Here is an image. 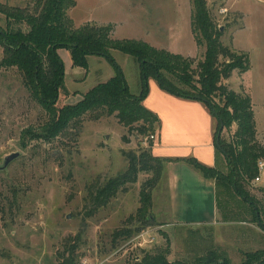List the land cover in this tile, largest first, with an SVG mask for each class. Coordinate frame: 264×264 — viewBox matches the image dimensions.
I'll use <instances>...</instances> for the list:
<instances>
[{
	"label": "rangeland",
	"instance_id": "374dc122",
	"mask_svg": "<svg viewBox=\"0 0 264 264\" xmlns=\"http://www.w3.org/2000/svg\"><path fill=\"white\" fill-rule=\"evenodd\" d=\"M1 1L20 6L33 3ZM206 2L222 27L220 42L248 55L249 70L243 74L233 70L223 82L236 92H242L243 85L254 99L257 137L264 143V0ZM191 12L192 0H75L68 15L75 27L85 22L112 23L113 39L145 40L156 48L192 57L194 67L203 59L204 45L197 44L191 33ZM2 18L0 13V22ZM110 55L130 91L138 93L135 58L117 49H111ZM64 73L68 94H61L59 104L77 102L81 94L115 71L105 57L89 55L86 68L67 64ZM44 119V110L26 90L22 74L15 67L1 65L0 164L11 152L19 156L0 170V264H60L62 259L70 264H138L144 253L166 245L170 246L168 260L239 264L243 252L264 248V170L257 182L243 184L261 210V225L249 203L234 194L237 178L224 158V166L216 169L219 212L215 222L192 226L161 221L168 201L153 187L148 188L151 222L132 221L130 225L127 218L140 206L139 193L151 172H139L136 182L119 187L106 204L95 201L94 191L127 168L124 154L150 150L149 137L127 133L114 116L96 121L86 116L76 140H66L63 148L35 140L21 148L23 130L40 131ZM222 131V141L232 146L234 124ZM123 134L128 142H123ZM118 227H128L132 236L112 239Z\"/></svg>",
	"mask_w": 264,
	"mask_h": 264
},
{
	"label": "trees",
	"instance_id": "16d2710c",
	"mask_svg": "<svg viewBox=\"0 0 264 264\" xmlns=\"http://www.w3.org/2000/svg\"><path fill=\"white\" fill-rule=\"evenodd\" d=\"M75 0H33L23 6L9 5L0 0V45L3 55L0 66L15 67L22 74V83L30 95L41 105L45 113L40 131L25 129L21 133V148L31 141L58 143L75 141L86 116L97 120L101 116H114L118 123L133 135L149 136L154 134L159 118L143 105V99L149 91L148 80L153 78L157 85L171 95L188 100L202 102L216 120L214 146L223 158L232 166L237 178L233 192L252 207L257 224L261 225V210L256 200L246 193L243 184H249L257 177V160L264 159V143L257 137L252 102L242 90L236 92L223 80L233 70L243 73L249 69L248 55L242 51H233L220 42L221 31L206 0H192L190 29L197 44L204 45L203 59L192 67L193 58L164 48H156L145 40L113 39L114 24L85 22L78 27L68 15ZM65 48L71 58V65L87 67L89 55L105 57L113 66L115 73L103 82H98L82 94L75 103L59 104L61 94L67 96L64 85V62L57 50ZM111 49L132 55L138 63L140 91L132 93L127 86L123 72L110 55ZM223 58L222 60H220ZM234 124L231 143L222 141V130ZM123 142H128L125 134ZM149 139V149L151 146ZM61 144V145H59ZM52 147V145H51ZM127 168L110 178L95 189L93 198L99 204H106L115 195L116 190L128 183L136 182L139 172H151L140 190V206L135 214L127 218L132 221L151 222L148 210L151 197L148 188L158 183L161 160L152 155L151 149L138 155L124 154ZM230 161V162H229ZM186 162L203 177L216 179L217 168L206 166L196 158H187ZM218 180V179H216ZM2 197L0 193V211ZM130 238L132 230L118 227L112 233L117 237ZM170 246L164 249L144 253L138 264H188L183 260H168ZM239 264H264V248L243 252ZM60 264H70L62 259ZM197 264H229L226 260L216 262L208 260Z\"/></svg>",
	"mask_w": 264,
	"mask_h": 264
},
{
	"label": "crops",
	"instance_id": "0c3cea01",
	"mask_svg": "<svg viewBox=\"0 0 264 264\" xmlns=\"http://www.w3.org/2000/svg\"><path fill=\"white\" fill-rule=\"evenodd\" d=\"M58 54L64 62V70L67 64L72 67L64 48L58 49ZM126 82L131 89L127 79ZM148 86L143 105L159 118L150 146L152 155L159 158L162 165L155 190L162 192L168 201L161 221L192 226L211 224L217 220L219 212L216 181L203 177L186 159L194 157L215 168L224 166L223 157L214 146L216 120L202 102L171 95L153 78H149ZM136 87L140 91L139 82ZM242 90L249 95L243 85ZM250 99L254 115V99ZM156 205L153 199L152 206Z\"/></svg>",
	"mask_w": 264,
	"mask_h": 264
},
{
	"label": "water",
	"instance_id": "95a60500",
	"mask_svg": "<svg viewBox=\"0 0 264 264\" xmlns=\"http://www.w3.org/2000/svg\"><path fill=\"white\" fill-rule=\"evenodd\" d=\"M222 27L220 28V30ZM19 153L18 152H11L10 154H7L3 157V161L0 164V170H4V168L7 166V164L14 158L18 157Z\"/></svg>",
	"mask_w": 264,
	"mask_h": 264
},
{
	"label": "built area",
	"instance_id": "2783aa9c",
	"mask_svg": "<svg viewBox=\"0 0 264 264\" xmlns=\"http://www.w3.org/2000/svg\"><path fill=\"white\" fill-rule=\"evenodd\" d=\"M154 134H150L148 137L149 139H153L154 138ZM257 169H258V174H257V177H255L254 182H257V180H259V175L261 174V172L264 170V159L260 158L257 160Z\"/></svg>",
	"mask_w": 264,
	"mask_h": 264
}]
</instances>
